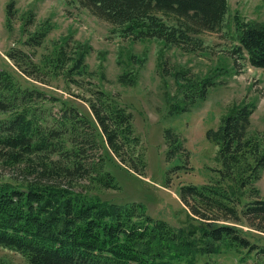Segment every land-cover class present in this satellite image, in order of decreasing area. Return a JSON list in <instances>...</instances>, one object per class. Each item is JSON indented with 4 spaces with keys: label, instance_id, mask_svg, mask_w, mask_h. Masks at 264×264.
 I'll list each match as a JSON object with an SVG mask.
<instances>
[{
    "label": "trees",
    "instance_id": "obj_1",
    "mask_svg": "<svg viewBox=\"0 0 264 264\" xmlns=\"http://www.w3.org/2000/svg\"><path fill=\"white\" fill-rule=\"evenodd\" d=\"M75 1L125 36L160 40L186 53L203 51V35L223 29L229 13L228 0ZM15 12L11 2L9 21ZM235 26L234 53L264 69V23L235 16ZM52 30L46 23L24 45L42 47ZM70 42H58L40 63L35 51L12 49L6 55L25 77L44 82L63 76L68 85L86 88L78 95L86 113L67 102L54 113L57 98L0 68V172L16 175L12 181L0 173V247L19 253L25 264H219L212 257L225 247L253 254L254 264H264V246L238 227L264 234V198L257 187L264 151L250 136L253 104L233 108L218 132H208L219 148L221 169L210 183L180 186L190 221L178 229L151 216L143 202L119 204L97 194L120 190L108 153L120 162L117 167L137 176H146L148 163L133 114L118 97L86 81L89 48ZM120 82L134 85L128 74ZM213 85L212 79L188 82L180 85L181 94L195 106ZM184 105L180 110H189ZM164 139L167 162L182 156L183 141L175 130L166 129ZM182 169L185 163L170 174ZM247 260L243 256L240 264ZM0 264L11 263L0 257Z\"/></svg>",
    "mask_w": 264,
    "mask_h": 264
},
{
    "label": "rangeland",
    "instance_id": "obj_2",
    "mask_svg": "<svg viewBox=\"0 0 264 264\" xmlns=\"http://www.w3.org/2000/svg\"><path fill=\"white\" fill-rule=\"evenodd\" d=\"M11 2H14L16 17L9 21L7 7ZM228 3L229 13L223 29L203 35V51L186 53L160 40L136 41L125 36L75 0H0V68L14 73L24 85L57 98L59 102L51 107L54 113L60 109L61 102L77 105L86 113L87 104L78 97L87 93L86 88L68 85L63 76L45 77L44 82L25 77L6 54L12 49L35 51L34 60L40 63L44 55L66 38L73 46L77 41L88 47L86 61L90 75L86 81L118 97L122 106L133 114L135 131L142 139L148 163L147 174L141 177L117 167L120 162L108 153L106 157L112 162L109 170L120 190L98 191L97 194L119 204L143 202L151 216L180 229L188 226L190 216L180 199L179 188L185 184L203 185L218 178L219 148L207 134L218 132L222 118L233 108L253 104L250 136L261 142L264 151V69L253 67L245 56L234 53L238 45L235 16L264 23V0H228ZM48 22L53 30L44 45L34 50L25 46L29 34ZM124 74L134 80V85L120 82ZM209 79L214 85L206 97L190 106L189 100L181 94L180 85ZM183 104L188 105L189 110H180ZM175 107H179L177 113L172 112ZM166 129L175 130L183 141L182 156L178 155L171 162L166 161ZM184 163L186 169L170 174L173 168ZM0 173L4 180L16 179L10 170ZM257 187L264 198V171ZM238 227L264 246V234L245 225ZM243 256L249 257L248 264L255 263L253 254L228 247L222 248L212 261L240 264ZM0 257L11 264H25L19 253L2 247Z\"/></svg>",
    "mask_w": 264,
    "mask_h": 264
}]
</instances>
